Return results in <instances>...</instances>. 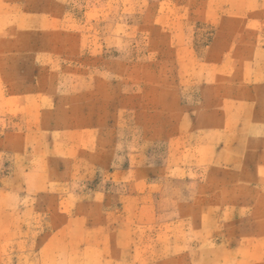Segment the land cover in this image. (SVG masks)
Wrapping results in <instances>:
<instances>
[{
  "label": "rangeland",
  "instance_id": "rangeland-1",
  "mask_svg": "<svg viewBox=\"0 0 264 264\" xmlns=\"http://www.w3.org/2000/svg\"><path fill=\"white\" fill-rule=\"evenodd\" d=\"M183 244L264 258V0H0V264Z\"/></svg>",
  "mask_w": 264,
  "mask_h": 264
},
{
  "label": "crops",
  "instance_id": "crops-1",
  "mask_svg": "<svg viewBox=\"0 0 264 264\" xmlns=\"http://www.w3.org/2000/svg\"><path fill=\"white\" fill-rule=\"evenodd\" d=\"M179 166H176L174 167V169H172L173 171L178 169ZM180 170H183L182 172H185V170L183 168H179ZM115 173H120L119 170H114ZM181 222H183V220H181ZM211 227V226H210ZM209 227V228H210ZM220 228L221 226L220 225H216V223L213 224V226L209 229V233L212 234L213 232H216L218 229L216 228ZM230 234H232V231H230ZM214 237H217V233L216 234H213ZM181 236H184V231L181 232ZM234 236V234H233ZM236 237V236H234ZM235 241H237L235 239ZM217 246V245H216ZM215 246V247H216ZM214 248V247H213ZM232 248V246L229 247L228 251ZM230 254H232L231 252H229ZM225 257H220L219 259H217V261H215L214 264H239V262H237L238 260L237 259H234V257L231 256V259L230 257L228 256V252L226 251L225 249V252L223 254ZM264 256V255H263ZM166 262H172L174 264H190L189 263V245H184L181 247V253L177 256H169V257H165L164 259ZM225 260V261H224ZM246 264H248L246 262ZM249 264H264V258L261 257V260L254 263H249Z\"/></svg>",
  "mask_w": 264,
  "mask_h": 264
}]
</instances>
